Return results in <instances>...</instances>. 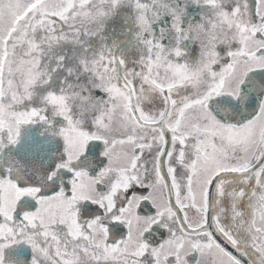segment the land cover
Here are the masks:
<instances>
[{
	"label": "snow or ice",
	"instance_id": "1",
	"mask_svg": "<svg viewBox=\"0 0 264 264\" xmlns=\"http://www.w3.org/2000/svg\"><path fill=\"white\" fill-rule=\"evenodd\" d=\"M0 264H264V0H0Z\"/></svg>",
	"mask_w": 264,
	"mask_h": 264
}]
</instances>
